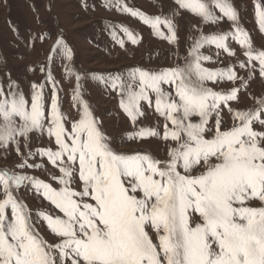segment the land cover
<instances>
[{
	"label": "snow or ice",
	"instance_id": "obj_1",
	"mask_svg": "<svg viewBox=\"0 0 264 264\" xmlns=\"http://www.w3.org/2000/svg\"><path fill=\"white\" fill-rule=\"evenodd\" d=\"M99 6L147 26L175 58L81 72L61 38L42 66L24 68L43 82L0 73V264H264V90L249 91L257 79L264 84V44L254 45L231 0H172L169 15L145 14L128 0ZM254 10L264 34V3L255 0ZM185 12L201 24L190 26L181 57ZM102 31L121 49L142 41L123 23ZM56 57L72 88V118L62 112ZM89 77L115 93L133 131L107 133L84 99ZM146 108L155 126L143 124ZM153 140L161 155L131 146ZM37 171L47 179L30 174ZM28 195L46 206L33 209Z\"/></svg>",
	"mask_w": 264,
	"mask_h": 264
},
{
	"label": "rangeland",
	"instance_id": "obj_2",
	"mask_svg": "<svg viewBox=\"0 0 264 264\" xmlns=\"http://www.w3.org/2000/svg\"><path fill=\"white\" fill-rule=\"evenodd\" d=\"M128 2L145 14H159L158 10H162L164 15H169V8L172 6V0H128ZM231 2L239 13L241 27L250 34L254 45L258 47L264 44V34L260 33L255 18V0H231ZM261 2L264 3V0ZM82 3L83 0H0V61H7L6 65L0 62V73L6 68L11 70L13 79L27 75L28 80L43 82L42 73L37 71L34 75L26 74L24 68L26 65L37 69L42 66L55 40L61 38L73 49V66L81 72L87 70L89 73H107L131 66L155 68L166 65L175 58L169 52L171 46L166 41L153 37L150 29L139 21L114 11H106L99 6V0H87V10ZM104 23H123L125 27H129L142 37L141 43L132 45L127 42L125 48L121 49L106 31H102ZM177 23L180 29V45L175 51L182 57L186 53L185 38L190 26L200 25L201 20L185 12ZM228 29L229 23L225 21L220 25L219 30ZM204 31L210 33L216 29L205 27ZM232 47L243 60L239 46L233 43ZM157 53L161 55L157 56ZM221 58L224 64L229 63V58L225 56ZM233 62H235L234 58ZM224 64L207 66L216 67ZM61 73V60L56 57L54 76L62 88V112L68 118H72L76 116V109L71 107L72 88L66 80H61ZM243 74L241 72V75ZM21 87L25 92L28 91L27 84L22 79ZM262 90L264 84L259 79L251 83L249 90L251 93L259 95ZM84 92V99L89 102L95 116L103 121L109 135L119 137L125 132L133 131L130 121L118 107L115 93L111 96L104 94L90 77L85 81ZM251 103L250 96L241 97V107H248ZM145 110L147 119L143 120V124L155 126V114L151 109ZM43 143L46 144L47 141ZM131 146L148 149L154 155L162 154V146L155 140L143 145L133 143ZM30 174L47 179L42 171ZM25 199L33 209L46 206V203L41 204L30 195L25 196Z\"/></svg>",
	"mask_w": 264,
	"mask_h": 264
}]
</instances>
